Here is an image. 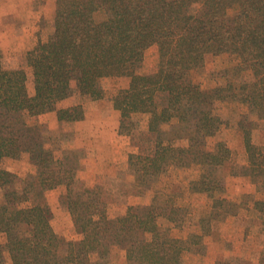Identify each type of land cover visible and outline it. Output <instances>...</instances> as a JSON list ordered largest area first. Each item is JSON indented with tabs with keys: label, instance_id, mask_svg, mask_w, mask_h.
<instances>
[{
	"label": "rangeland",
	"instance_id": "374dc122",
	"mask_svg": "<svg viewBox=\"0 0 264 264\" xmlns=\"http://www.w3.org/2000/svg\"><path fill=\"white\" fill-rule=\"evenodd\" d=\"M190 1L188 14L201 16V0ZM57 3L0 0V67L25 73L29 96L34 83L28 57L54 36ZM255 5L264 23V0H211L207 10L224 8L226 18H233ZM94 19L104 20V11H96ZM241 60L234 54L207 53L202 64L183 76L184 85L198 86V98L209 104L202 108L217 120L209 134L197 136L200 119L187 120L185 102L176 108L162 89L152 92L147 112L122 115L113 100L129 87L126 74L101 78L98 99L72 89L52 105L56 110L80 105L79 120H58L52 110L26 117L31 140L40 141V151L51 152L52 164L35 162L22 152L2 159L0 166L28 191L23 206L44 209L59 255H66L68 243L74 247L83 238L68 209L70 201L81 208L100 201L107 220H143L148 212L151 221L145 226L150 231L142 233L144 239L149 242L152 232L164 233L176 242L173 248H180V264H264V108L260 111L248 100L257 82L253 70L238 67ZM157 68L158 47L152 44L135 73L152 80ZM19 230L21 236L31 235L27 226ZM102 233L109 247L101 264H138L126 258V239L112 243L110 231ZM5 242L0 233L5 264H11Z\"/></svg>",
	"mask_w": 264,
	"mask_h": 264
},
{
	"label": "trees",
	"instance_id": "16d2710c",
	"mask_svg": "<svg viewBox=\"0 0 264 264\" xmlns=\"http://www.w3.org/2000/svg\"><path fill=\"white\" fill-rule=\"evenodd\" d=\"M210 1H200L203 10L197 16L188 14L190 0H58L54 36L28 57L33 69L34 94L29 96L25 90L23 71L0 67V164L2 159L17 158L22 152H28L35 162L45 159L52 164L51 152L40 151V141L31 140L26 117L52 110L56 111L58 120H79L83 116L80 105L57 110L52 105L67 98L72 89L98 99L102 97L99 80L120 74L130 77L129 87L113 100L122 115L129 111L147 112L152 92L162 89L167 91L169 102L176 108L185 102L187 120L200 119L195 125L197 136L212 133L217 120L202 108L209 105L208 101L198 98L201 93L198 86L183 83V76L202 64L207 53L241 57L238 67L253 70L257 82L256 93H251L248 100L261 111L264 108V23L257 18L261 17V10L257 5L249 6L250 12L243 9L233 18H226L224 8L207 10ZM98 10L105 13V19L99 22L94 19ZM206 14L213 17L210 19ZM152 44L158 47V68L151 80L137 75L135 70L144 50ZM186 88L196 94L194 98L184 93ZM17 181L15 175L0 166V233L5 235L4 248L11 264H101L109 247V243L104 245V231H110L112 243L119 244L120 237L128 241L129 262L180 264V248H173L176 242L164 233L151 231V240L144 239L142 233L150 231L145 226L151 221L148 212L147 219L143 220H130L127 216L107 220L100 201H92L90 206L82 208L70 201L68 209L83 238L74 247L68 243L66 255H59L44 209L23 206L29 200L28 191L17 186ZM21 226L28 227L29 237L20 235ZM92 253L96 255L94 261L90 259ZM0 264H5L1 247Z\"/></svg>",
	"mask_w": 264,
	"mask_h": 264
}]
</instances>
